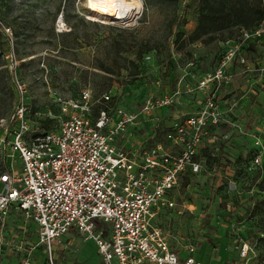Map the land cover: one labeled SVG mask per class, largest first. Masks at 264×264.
<instances>
[{
  "label": "built area",
  "instance_id": "obj_1",
  "mask_svg": "<svg viewBox=\"0 0 264 264\" xmlns=\"http://www.w3.org/2000/svg\"><path fill=\"white\" fill-rule=\"evenodd\" d=\"M54 27L58 34L71 31L62 13ZM2 30L9 39L13 36L9 27ZM262 43L264 20L219 43L221 57L203 73L198 65L199 43L192 45L193 51L186 58L171 43L174 76H178L176 80L173 72L165 76L172 84L169 92L160 90V80L152 82L155 93L151 95L146 90L137 91L143 84L138 88L130 85V95L137 100L130 99L129 106H124L113 89L95 98L84 88L70 98L54 96L56 114L51 109L31 112L10 44L6 60L16 103L10 116L1 121L4 136L0 145L5 160L0 172V228L5 227L13 210L27 223L23 232L35 238L19 264H34L33 252L39 246L47 254V264H54L53 247L69 232L93 241L102 264H202L196 258L198 240L177 234L161 218L166 213L194 214L193 205L178 191L185 180L193 182L201 174L216 179L214 191L221 187L223 195L235 200L225 203L220 216L229 229L238 264H264L257 240L243 237V221H236L239 214L248 216L263 198H250L253 191L248 180H234L240 168L249 174L264 173V140L253 139V158L243 167L222 157L220 166L206 163L207 156L216 157L222 144L232 142L228 134L212 132L226 122L219 95L233 81L228 69L234 63L246 67L250 48ZM151 60V53L143 58L149 66L147 74L152 72ZM158 69L155 67V73L164 75L165 69L161 73ZM256 72L264 75V66ZM185 100L196 102L186 112L181 109ZM169 109L178 111L170 118L157 115ZM142 121L148 124L150 134L139 144L141 150L134 152L136 142H132V149L125 144ZM156 135L162 140L157 141ZM205 140L211 145L206 149ZM216 198L219 205L222 198ZM203 214L201 211L199 216ZM29 224L34 227L31 232L27 231Z\"/></svg>",
  "mask_w": 264,
  "mask_h": 264
},
{
  "label": "rangeland",
  "instance_id": "obj_2",
  "mask_svg": "<svg viewBox=\"0 0 264 264\" xmlns=\"http://www.w3.org/2000/svg\"><path fill=\"white\" fill-rule=\"evenodd\" d=\"M86 1L0 0V21L2 23L0 26V139L4 136L1 133V129L4 128L1 127V121H5L10 116L16 103L8 69L9 62L6 60L10 44H13L14 57L18 62L16 73L26 85L27 101L32 113L51 109L56 114L54 96L70 98L84 88L90 89L95 98L113 89L117 95L120 94L124 106L126 104L129 106L128 103L132 102L130 99L137 100L131 96L133 93L130 95L129 89L130 84L138 83V81L142 80L144 86L137 91L146 90L149 95L155 93V87L152 86L154 80H160L161 91L169 92L172 89L170 86L172 84L165 80V75L155 74V71L149 74H138L135 64L149 52L153 54L155 66L162 67L168 61L169 46L172 43L174 32L184 29L189 34L195 28L189 25L190 22L195 23V9L192 0H135L138 4L139 15L128 25L93 21L86 9ZM61 12L71 27V31L58 34L54 23ZM2 27H9L13 30V36L10 39L3 34ZM226 37V32L220 35V38ZM217 49V44L211 43L199 51L202 54L201 67L204 71L212 67ZM260 49V58H262L264 57V43ZM249 61L252 60L249 59ZM233 66L238 68L239 64L234 63ZM104 68L111 69L112 73L105 72ZM177 76L176 73L175 80ZM240 80L241 77L235 81L239 83ZM233 87L232 94H228L226 87L221 90L219 102L226 98L224 96L240 95V87L237 85ZM259 93L264 100V87ZM228 102L233 104L231 100ZM255 104L261 106L264 103ZM167 111L166 116L170 118L176 115L178 110L169 109ZM250 114L245 116L243 123L240 117L235 119L238 123L227 120V123L217 130L219 135L230 134L232 139H238L242 143L241 145L238 143L242 149L240 148L241 151L237 153L240 154L241 163L244 158L252 156L253 139L264 140V128L258 126L261 122L252 126L251 121L250 123L246 121ZM31 120L34 119L31 118ZM50 124L52 123L48 125ZM230 124H234L233 131L229 128ZM240 125H243L242 131L239 129ZM234 140L222 144L221 148L227 146L239 151L237 146L233 147ZM207 144L205 140V149ZM228 152L232 154L231 150ZM4 158V148L0 145V172L4 169ZM14 169L18 170L19 167L15 165ZM251 176L249 189H252L253 196L250 198L254 200L256 195L264 198V173L255 177ZM194 181L201 184L194 182L193 186H190L191 189L194 187L192 195L186 193L184 186L178 192L180 197H184V200L193 205L196 213L199 211L196 215L186 213L185 225L181 230L180 226L177 227V231L186 238L192 236L196 240L211 242L214 234L224 229L228 237L229 230L223 224L224 219L220 216L217 206L219 200L213 196L216 179L205 176L202 180L195 178ZM258 189H262L260 190L263 192L260 193L261 195L256 194ZM177 201L180 200L177 199ZM201 211H204L202 217L199 216ZM258 213L259 215L264 214V207H261ZM239 216L240 218L237 217L236 221L242 220L244 226L241 227V235L243 237L254 236L256 230L253 225L250 227L249 225L250 221L252 224L256 219H251L246 214H239ZM214 222H218V225ZM262 222L264 219L261 220V224ZM25 224L27 223L17 216L5 225V228H0V264H19L24 260L25 251L29 246L27 242L31 244L34 241L33 235L23 232L21 227ZM261 249L264 253V240L261 243ZM33 253L34 264H47V254L42 247L39 246ZM218 257L219 261L226 263L235 260L237 255L228 254L223 249ZM52 258L54 264H102L95 243L75 232H69L55 243Z\"/></svg>",
  "mask_w": 264,
  "mask_h": 264
},
{
  "label": "trees",
  "instance_id": "obj_3",
  "mask_svg": "<svg viewBox=\"0 0 264 264\" xmlns=\"http://www.w3.org/2000/svg\"><path fill=\"white\" fill-rule=\"evenodd\" d=\"M192 3L194 4V9H195V19H194L195 28L189 34H187L184 29L176 30L173 34V40H172V45L174 50L182 52L184 58L189 57L191 55V52L193 51L192 45L196 43H199L201 45V48H205V46L208 44L216 43L218 49L216 51L215 54L216 57L213 62V64H215V62L222 55V50L219 47V43L231 39L235 31L242 28L243 29L255 28L264 20V0H192ZM64 21L66 22L65 18ZM0 24L2 25L1 21ZM11 31L13 33L12 29ZM224 32L227 33V37L220 38V35ZM150 53L152 54V52L146 54H150ZM145 55H143L140 58V60L137 61V64H135V69L138 74H145L146 73L145 70L147 69V67L149 68L148 64L143 62V58ZM199 56H200V61L198 64L200 65L199 70L203 73L204 70L201 67V64H203L202 54L199 53ZM156 67L159 68L158 73H161V70L164 68L165 76H168L170 72H173L172 77H174V73L176 69L175 66H173V61L171 59L170 54L168 61L163 64L162 66L163 68L161 66H156ZM104 71L110 74L112 73V70L109 68H104ZM154 71L155 70H153L152 72ZM152 72L149 71V73ZM142 84L143 82L141 80L138 81V83L132 84V86L138 88L139 86H142ZM251 152H252V156L247 159L244 158L242 163L240 162L241 159L240 154L237 153L229 154V152L222 153L221 151L216 153V157L207 156L206 163L207 166L209 167H211L213 163H216L218 166H220L221 165L220 158L222 157L226 159L228 163L236 165V167L237 166L243 167L252 160L254 155V150L253 151L251 150ZM262 160H263V168H264V156ZM242 169L241 168L239 170L237 169V173L234 176L235 181H239V180L241 181V179H246L249 182H251L252 181L251 175H253L254 177L256 175H260L259 172L250 173V174L245 173L243 172ZM205 176L208 175L201 174L196 178L202 180L203 177ZM194 182H195L194 179L193 182H190L189 180H185L182 183V186L186 187L189 184L190 186H193ZM195 183L201 184L200 182H195ZM192 189H194V187ZM221 190L222 188L220 187L217 190H215L213 194V196L218 195L222 198V202L218 205L220 212L224 209V205L226 202L232 201L233 203H235V200H231V197L229 195H223L221 193ZM260 190L262 189H258L257 192L263 193ZM261 207H264V198L259 202H256L255 206L253 207V211L248 215V217H250L251 219L252 218L256 219L254 222H252V224L250 221V225H249V227L253 225L254 226L253 228L256 230V232L254 233V236H248L249 238L247 237V239L257 240L260 253L261 255L264 256V253L261 249V243L264 240V222H262L261 224V220L264 219V214L259 215L258 213ZM260 235H263V238H260L259 237Z\"/></svg>",
  "mask_w": 264,
  "mask_h": 264
},
{
  "label": "crops",
  "instance_id": "obj_4",
  "mask_svg": "<svg viewBox=\"0 0 264 264\" xmlns=\"http://www.w3.org/2000/svg\"><path fill=\"white\" fill-rule=\"evenodd\" d=\"M189 25L191 28H193L195 26V23L193 24L192 22H190ZM261 45H255L252 48H250V51L247 55V65H246V67H244V68H246L245 70L240 65L238 66V68L237 67L235 68L233 66V64L229 67V69H228L229 72L231 74H233V81L226 87V89L229 91L228 94L233 93V91H234L233 85H237V87L239 86L241 89V93H240V95H230L229 97L224 96V98L225 97L226 98L224 100H221V102H219L221 111L223 112V115H224L226 122L224 124L220 125L214 131H212L213 133L218 134L217 130H220V128H222L223 125H225L227 123V120H229V122H236L235 119H238L240 117L242 119V123H243L245 121V116L247 114H250L251 112H254V114H250V117L247 118L246 121L248 123H250V121H251L252 126L257 124L258 122H261L260 123L261 125H258V126H262L264 128V104H263L264 100H263V96L259 93L260 89H262L264 87V75L260 76L256 72V68H258L260 66H264V57H262L263 59L260 58V52H261L260 47H261ZM201 49H203V48H201ZM249 59L252 60L251 61L252 63L249 61ZM150 65L153 68L156 67L153 64V60H151ZM240 77H241L240 82L236 83L237 81H235V80H238V78H240ZM229 100H231V103H233V104H229V102H228ZM183 103L185 106L182 107L181 109L185 112L190 110L192 108V106L196 104V102L189 103L186 100ZM255 103H259L260 105L261 104H263V105L258 106ZM167 112L168 111L158 112L157 115L165 116ZM236 123H238V122H236ZM240 126L241 127L239 129H240V131H242L243 125H240ZM229 128L232 129V131H233L234 124H230ZM255 130H257V129H255ZM255 130H253V131H255ZM234 131H236V130L234 129ZM263 131H264V129H263ZM149 134L150 133H149V129H148V124H146L144 121H142V123H140L139 126L136 127V129L133 131L129 141L126 142L125 146L132 149V146H131L132 142H136L135 147L132 149V151L135 152V151H138L139 149L141 150V147L139 146V144L142 142H145L144 140L149 136ZM156 139H157V141H161L162 140L161 135H156ZM232 140H234V139H232ZM234 141H235V143H234L233 147L237 146L238 148L237 147L236 148L239 151H237L236 149L234 150L231 147L226 146V147L221 149L222 153L228 152L229 150L232 151V154L240 152L242 148L240 146H238V143H239V145H241L242 143L238 139H235ZM207 142H208L207 146H211L210 142L209 141H207ZM185 189H186V193L188 195H192V189L190 188V186L185 188ZM183 199H184V197H183ZM196 210H198V209H196ZM198 211H197V213H198ZM197 213L194 211L195 215ZM17 216H19V215H17V213H15L13 210H11L6 225H8L11 221H13L14 218ZM161 218H162V222L165 223V225H167V227L173 228L174 230L175 229L177 230V227H179V226H180V230H181V228L185 225V220H186L185 215L175 216L174 213L173 214H169V213L163 214ZM21 228H23V226ZM28 229L30 231H33L34 227L31 225V226H28ZM226 229L229 230L228 228H226ZM177 232H179V231H177ZM227 235H228V237L224 233V229H221V230H218L217 233L214 234V236L211 238L212 239L211 242H208L207 240H202V239L198 240L197 244H196V246H197V252H196L197 260L199 262H201L202 264H238L239 263L238 262L239 261L238 254L233 247L232 238L230 239V233H228ZM34 241H35V238H34ZM34 241L31 242V244L35 243ZM27 244L31 245L28 242H27ZM223 249L228 254H230V253L236 254L237 258L235 260H233L232 262L224 263L223 261H219L218 254H221V250H223Z\"/></svg>",
  "mask_w": 264,
  "mask_h": 264
},
{
  "label": "bare ground",
  "instance_id": "obj_5",
  "mask_svg": "<svg viewBox=\"0 0 264 264\" xmlns=\"http://www.w3.org/2000/svg\"><path fill=\"white\" fill-rule=\"evenodd\" d=\"M86 9L96 22L128 25L139 15L135 0H87Z\"/></svg>",
  "mask_w": 264,
  "mask_h": 264
}]
</instances>
